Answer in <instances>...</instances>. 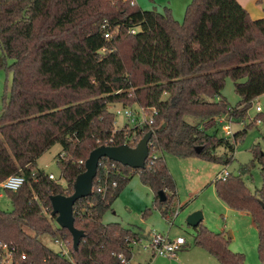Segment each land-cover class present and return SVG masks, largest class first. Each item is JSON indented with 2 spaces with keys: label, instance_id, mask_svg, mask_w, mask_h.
<instances>
[{
  "label": "trees",
  "instance_id": "trees-1",
  "mask_svg": "<svg viewBox=\"0 0 264 264\" xmlns=\"http://www.w3.org/2000/svg\"><path fill=\"white\" fill-rule=\"evenodd\" d=\"M136 28L141 30L131 33ZM0 49V68L13 61L8 66L13 83L0 113V185L10 176L25 178L19 190L5 191L13 211L0 209V264H119V255L131 261L132 242L145 236L119 223H104L131 172L140 174L168 214L175 184L155 153L229 165L247 130L231 141L208 129L221 116L243 121L253 101L264 95V18L253 20L237 0H193L183 24L171 11H145L130 0H0ZM229 77L241 98L235 107L223 95ZM116 105L155 109L154 124L116 129L109 108ZM163 124L165 129L150 141L144 170L100 160L92 196L74 206L75 226L85 233L75 251L70 232L53 227L51 196L73 194L85 171L80 161L98 147L133 146L129 138L141 140ZM56 145L66 152L57 162L66 187L34 168ZM197 147L204 148L201 154ZM221 147L225 154L215 155ZM253 155V163L261 166L260 189L252 192L243 181L248 165L237 176L216 180L215 188L229 208L252 217L264 264V154L255 149ZM114 163L126 178L112 177L118 186L102 195L97 181ZM160 191L167 196L164 203ZM202 223L195 229L196 245L221 264H246L244 255L232 252L221 234ZM44 236L63 237L72 260L50 249ZM22 255L26 260L21 261Z\"/></svg>",
  "mask_w": 264,
  "mask_h": 264
},
{
  "label": "rangeland",
  "instance_id": "rangeland-1",
  "mask_svg": "<svg viewBox=\"0 0 264 264\" xmlns=\"http://www.w3.org/2000/svg\"><path fill=\"white\" fill-rule=\"evenodd\" d=\"M135 1L138 8L145 11H157L163 15L171 11L172 17L180 24L184 23L187 9L193 2V0ZM140 30L141 28H136V31ZM12 63L13 61L7 60L8 66ZM8 66L0 68V113L3 100L9 94L13 83V74ZM223 95L231 107L237 106L241 100L230 77L226 79ZM138 107L133 105L131 108L137 110ZM257 107L261 108V112L257 111ZM109 108L116 116L114 123L116 129L130 126L123 115L117 114L121 105ZM241 122L235 121L233 131L237 133L246 129L247 132L237 141L232 162L227 166L197 157L181 159L169 153H155L157 157L161 156L164 159L175 184V197L169 205L168 214H165L166 208H161L156 203L155 193L143 184L140 174L131 172L128 183L104 215L105 224L119 223L125 229L140 232L145 236V241L135 247L130 264H221L195 243V229L187 224V218L198 211L204 216L203 226L214 234H221L228 241L232 252L245 256L246 264H262L259 256V235L252 217L229 208L218 197L214 182L216 175L223 169L237 176L241 168L248 165L249 170L242 176L247 187L255 192L263 185L261 166L258 161L253 163V151L257 149L264 154V95L253 101L251 109ZM215 132L217 138L226 137L219 124L208 129L210 135H214ZM225 151V148L221 147L216 149L215 153L217 156H223ZM60 152V145L54 146L38 159L34 168L44 171L47 175L53 174L59 185L66 187V181L62 178L56 159ZM0 209L5 212L13 211V204L4 190H0ZM53 227L59 228L56 223H53ZM154 232L169 235L172 239L178 237L186 239L187 244L177 259L154 256L150 249L143 248L149 235ZM54 239L56 238L50 236L41 238L50 249L59 253L61 248ZM3 260L6 261V257Z\"/></svg>",
  "mask_w": 264,
  "mask_h": 264
},
{
  "label": "water",
  "instance_id": "water-1",
  "mask_svg": "<svg viewBox=\"0 0 264 264\" xmlns=\"http://www.w3.org/2000/svg\"><path fill=\"white\" fill-rule=\"evenodd\" d=\"M166 124L160 130L148 132L137 144L136 147L129 145L122 146H100L92 151L85 162V171L80 174L74 183V192L71 196H51L52 205L51 217L61 229H66L73 237V248L78 251L81 239L84 238V231L75 226L74 206L77 201L88 198L93 194V183L98 174L100 160L103 158L117 162L122 166L133 170H144L150 156V141L152 137L163 131ZM203 147H197V154L203 152ZM160 202L164 203L167 196L164 191L158 193ZM204 221L202 212H195L187 218V224L196 229Z\"/></svg>",
  "mask_w": 264,
  "mask_h": 264
},
{
  "label": "built area",
  "instance_id": "built-area-1",
  "mask_svg": "<svg viewBox=\"0 0 264 264\" xmlns=\"http://www.w3.org/2000/svg\"><path fill=\"white\" fill-rule=\"evenodd\" d=\"M130 1H132V4L136 3L135 0H130ZM131 33L133 34L136 33V30H132ZM105 37L106 39H109L111 36L109 33H107ZM257 111L261 112V108L257 107ZM117 114L123 115L124 118L127 119V121L130 123V127H138L144 129L146 127H151L154 124V118L157 115V111L155 109H151L148 111L141 107H138L137 110H133V108L121 107V109L117 111ZM234 123H235L234 119L228 116H221L216 119V124L221 125L223 131L225 132V136H226L225 138L231 141L234 140V136H235V132L233 131ZM139 141L140 140L136 137L129 138V143L133 144V146L129 144L126 145H129L130 147H136ZM106 146H111V145L106 144ZM214 154L217 155V153L215 152ZM65 158H66V152H61L56 159L58 162ZM80 164H85V162L80 161ZM229 173H230L229 171L226 170L223 171V173L219 175L218 179H225L229 175ZM114 176L123 179L126 178L124 172L115 163L105 167V175L100 179H98L97 181L98 184L97 192L102 195H106L109 186H111V188L117 187L118 186L117 181L111 180V178ZM49 178L52 181L58 182L53 174H50ZM24 183H25V178L23 176H19V175L10 176L0 185V190L17 191L24 185ZM144 241L145 239H141L139 241H133L132 245L134 249L135 247H138V245L142 244ZM54 242L57 245H59L61 248V251L59 253L65 256L67 259L72 260L68 248V243L65 241V239L63 237H59L56 238ZM186 244H187L186 239L183 237L172 239L169 237V235L154 232L153 234L149 235V239L143 248L150 249L153 252L154 256L176 259L178 257V254L185 248ZM2 248L6 253L9 252L7 245H3ZM24 260H26V256L22 255L21 261ZM118 260H119V264L131 263V261H128L123 255H119ZM9 264H11V262H9Z\"/></svg>",
  "mask_w": 264,
  "mask_h": 264
},
{
  "label": "crops",
  "instance_id": "crops-1",
  "mask_svg": "<svg viewBox=\"0 0 264 264\" xmlns=\"http://www.w3.org/2000/svg\"><path fill=\"white\" fill-rule=\"evenodd\" d=\"M237 1L248 11L250 17L253 20L264 18V0H260V1L259 0H237ZM225 170L228 171L227 169H223L221 172H219L216 175L214 182L218 179L219 175H221L223 171ZM241 214H247V213L241 212Z\"/></svg>",
  "mask_w": 264,
  "mask_h": 264
}]
</instances>
